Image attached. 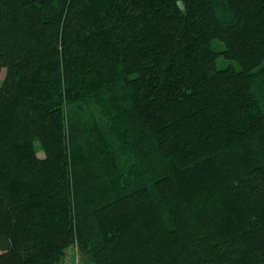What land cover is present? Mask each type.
I'll return each instance as SVG.
<instances>
[{"label": "trees", "instance_id": "16d2710c", "mask_svg": "<svg viewBox=\"0 0 264 264\" xmlns=\"http://www.w3.org/2000/svg\"><path fill=\"white\" fill-rule=\"evenodd\" d=\"M3 70L0 264H264V0H0Z\"/></svg>", "mask_w": 264, "mask_h": 264}, {"label": "rangeland", "instance_id": "374dc122", "mask_svg": "<svg viewBox=\"0 0 264 264\" xmlns=\"http://www.w3.org/2000/svg\"><path fill=\"white\" fill-rule=\"evenodd\" d=\"M213 48L216 51L221 52V51H223L225 49V45L221 41L215 40L213 42ZM236 66H237V64L235 62L229 61V60L225 59L223 56H220L219 59H218V62H217V68L219 70H224L226 68L236 67ZM5 76H6V71L3 70L1 72V75H0V82L5 78ZM38 156L40 158H43L44 157V153L43 152H39ZM77 254H78L77 248L71 247L70 249H68L66 257L64 258V260H63V262L61 264H81L79 262Z\"/></svg>", "mask_w": 264, "mask_h": 264}]
</instances>
